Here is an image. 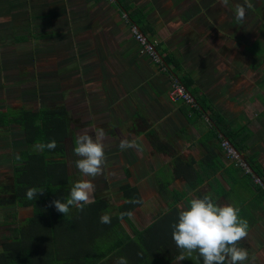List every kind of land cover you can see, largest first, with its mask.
Instances as JSON below:
<instances>
[{
	"label": "crops",
	"instance_id": "0c3cea01",
	"mask_svg": "<svg viewBox=\"0 0 264 264\" xmlns=\"http://www.w3.org/2000/svg\"><path fill=\"white\" fill-rule=\"evenodd\" d=\"M199 2L200 0H131L130 3L148 11L147 21L154 34L159 37L164 51L179 60L178 72L192 78L194 85L232 128H244L249 132L245 139L244 151L239 153L244 159L245 155L250 156L264 174V75L251 79V75L221 74L219 68L213 66L211 61L213 53L218 56L227 54L229 63L231 59H235L237 50L242 52L243 56L248 55L246 49L249 50L251 42L243 43L241 47H233L231 44L215 41L214 36L204 38L224 26V23H218L220 14L210 7L199 12ZM18 14L21 16L22 12ZM15 15L17 13L13 12L10 6L0 4V28L11 27L10 23L17 17ZM97 28H100L99 31L93 32L100 39L97 40L95 35H92L94 40H91L90 47L93 48V52L87 64L90 66V63L96 64L98 61L100 67L98 64L96 66L91 64L96 74H100L101 70L107 73L94 75L95 80L85 87L88 92H84V89L78 97L84 95L87 108L104 115L100 119H94L93 116L84 119L86 120L84 126L104 129L107 134L104 143H113L115 146L106 147L105 156H112L116 161L120 156H124L125 161L136 170L134 172L136 174L134 176L132 174L133 178H125L120 184L129 182L135 185L142 197L143 205L141 195L143 186L151 191L156 189L157 181L166 179L169 181L167 189H174L182 195L174 206L179 213L182 208L188 206L187 201L194 198L192 196L194 189L187 185L180 170L178 174H174L175 176L172 175L174 167L171 160L175 158L182 161L193 160L192 168H196L197 160L199 164L202 161L209 166L217 167L213 176L215 178L213 188L204 180L195 189L202 194L212 190L210 194L212 193L217 204H232L240 208V216L249 224L247 238L239 243V247L249 252V261L245 264H264V200L259 199V193L253 184L243 177L245 170L236 168L234 160L232 168L229 166L232 159L224 155L214 137L203 141L208 128L207 122L199 117L193 122L187 121L179 108L181 102L173 101L168 95L170 86L168 75L157 73L152 63L146 62L147 60L133 51L131 40L115 39L112 45L101 37L100 33L104 28L102 26ZM199 35L204 39L202 42H199ZM97 44L100 48L98 55L94 53ZM221 47L224 48L222 52ZM229 64L231 67L234 65L232 61ZM85 77L90 78L91 75ZM81 87L83 89V86ZM91 103L95 105L92 108ZM84 120L79 119L80 125ZM3 138H6L7 144L17 142L11 158L10 147L9 152L1 157L3 161H0V165L3 167L9 165L5 170V176H8L17 151L23 147V139L21 132L14 135L8 128L2 131L0 129V140ZM121 139L135 140L139 148L133 147L122 151L119 148ZM157 143L164 144V151H157L154 148ZM130 153L132 155H129ZM122 169L125 171L126 167L123 165ZM261 187L264 188V184ZM22 208L29 211V207L13 205L0 207V211H10L9 214L14 217L12 220L3 221L4 224L15 227L23 219L16 218V213ZM6 236L7 234L0 237V240ZM137 244L142 250L141 245ZM143 252L145 253L144 250ZM69 261L73 263L72 260Z\"/></svg>",
	"mask_w": 264,
	"mask_h": 264
},
{
	"label": "trees",
	"instance_id": "16d2710c",
	"mask_svg": "<svg viewBox=\"0 0 264 264\" xmlns=\"http://www.w3.org/2000/svg\"><path fill=\"white\" fill-rule=\"evenodd\" d=\"M130 2L131 0H112L110 5L118 14L124 12L127 16L125 22L134 24L146 40L151 41L155 32L146 19L148 11L131 5ZM25 38L24 35L15 37L16 40ZM154 48L163 60V63L157 64L158 68L170 79H176L194 99L192 107H187L183 102L179 104L181 113L188 122L195 121L197 117L207 122L208 128L203 141L214 137L219 144L221 139H227L234 149L243 152L249 132L244 128H232L226 122L194 85L192 78L178 72L179 60L172 54L163 52L160 42H156ZM68 124L69 116L64 105L43 109L19 106L0 110V128L16 125L23 139V147L17 151L11 163L9 179L0 182V207H29V213L15 228H10L7 236L0 241V264H61L69 259L74 264H115L121 256L127 258L128 264H172L180 250L172 239L171 226L178 222L179 213L174 206L182 195L174 189L168 190L169 181L166 179L157 181L156 186L157 194L165 206L142 229L137 228L128 215L121 217V213L131 212L141 203L138 188L128 182L117 186L120 202L115 205L99 195L94 197L95 203L87 205L83 211L72 208L69 215L64 217L54 206H49L53 200L64 201L77 182L68 173L65 161L63 141L68 133ZM53 139L57 142L54 150H37L38 144ZM154 148L157 151L165 149L164 144L160 143L155 144ZM244 160L251 172L242 168L245 170L243 177L253 184L259 193V199L263 201L264 188L261 186L264 184V174L250 156L245 155ZM171 164L174 167L172 175L175 176L180 170L187 185L194 189V198H202L212 191L202 194L195 188L204 180L213 188V176L217 167L202 161L199 164L197 160L196 168H192L193 160L182 161L179 158L172 159ZM125 172L127 175L126 169ZM30 187L44 188V194H38L35 200L30 201L25 196ZM105 213L111 217L109 224L100 223V217ZM122 221L129 227V232ZM131 235L139 238L145 253ZM194 256L190 259L193 264H203L202 259L196 258V253Z\"/></svg>",
	"mask_w": 264,
	"mask_h": 264
},
{
	"label": "rangeland",
	"instance_id": "374dc122",
	"mask_svg": "<svg viewBox=\"0 0 264 264\" xmlns=\"http://www.w3.org/2000/svg\"><path fill=\"white\" fill-rule=\"evenodd\" d=\"M250 2L253 7L247 9L242 22H238L234 14L236 5H244L245 0H229L227 5L222 4L221 0H200L199 2V12L210 7L218 15L220 14L218 23H224V26L204 38L214 36L215 41L228 43L233 47H241V44H250L251 42L249 50L246 49L248 55L243 56L242 52L237 50L235 59H231L234 63L232 67L229 64L231 61L228 63L227 54L218 56L213 53L211 61H213L214 67L219 68L221 74L251 75V79L258 75H264V0H250ZM0 4L1 6H10L11 10L17 13L16 19L10 23L11 27L2 26L0 28V110L19 106L41 109L51 105H64L69 116L68 136L63 141L67 171L76 181L86 179L87 177H83L75 167L74 162L79 158L73 153L75 137L84 128H88V126H84L86 122L84 119L91 118V116L94 119H100L104 115L89 110L85 105L84 95H80V97L78 95L83 93L87 84H92L91 82L95 80L94 75L107 73L101 70L100 74H96L92 65L98 64L100 67L98 61L96 64L90 63V66L87 64L93 52V48L90 47L91 40H94L92 35H95V39H100L93 30L99 31L100 28L97 27L102 26L104 28L100 33L102 39H106L112 45L115 39L131 40L133 51L147 60L146 62L152 63L157 73L163 72L158 68V63L151 60L144 52L139 51L140 46L133 39L128 24L120 14H117L108 0H5L0 1ZM18 9L22 12L21 16H18V13H21L17 12L20 11ZM19 35H24L25 40H16L15 37ZM203 40V37L199 35V42ZM151 41L159 42V37L154 34ZM96 47L94 53L98 55L100 48L98 44ZM223 49L221 47V52ZM163 52L165 51L163 50ZM85 75H91V77L88 79ZM169 81L168 95L172 91V80ZM84 92H88V90L85 89ZM173 101L182 102L179 99ZM94 106L93 103L90 104L91 108ZM79 119L84 120L82 125L78 122ZM91 122L93 123L94 120ZM5 128L12 130L14 135L20 134L16 125H7L0 129L2 131ZM6 141V138L0 140V161H3L1 157L9 152V147L12 150L10 158L16 149L14 147L16 141L11 144H7ZM104 144L105 148L114 146L113 143ZM220 148L224 151V155L235 161V157L227 154L221 146ZM105 157L102 175L93 179L94 197L104 196L111 205H115L120 202L117 192L118 184L125 181V178H133L132 174L134 176L136 170L125 161L124 156H120L117 161L112 156ZM123 165L126 167L127 175L122 169ZM7 166L9 165L6 164L4 167L0 165V182H4L1 181L3 179H8V176H5ZM236 166L243 168L238 161ZM100 188L104 189L100 190ZM141 192L144 204L140 203L138 207H134L131 211L132 215L129 217L139 229L145 228L147 223L151 222L158 211H162L165 206L156 189L148 191L147 187L143 186ZM9 212L0 211V237H4L9 233L10 228H15L17 225L11 227V225L4 224L3 221L14 218ZM28 213V210L22 208L16 213V218L19 220ZM121 223L129 232V227L123 221ZM131 236L137 241L136 243L141 245L142 251L146 252L139 238L136 235ZM194 255L195 253L192 257L180 261L179 264H193L190 259L195 257ZM61 264L74 263L65 260ZM172 264H177L176 259L172 261Z\"/></svg>",
	"mask_w": 264,
	"mask_h": 264
},
{
	"label": "clouds",
	"instance_id": "9594fccd",
	"mask_svg": "<svg viewBox=\"0 0 264 264\" xmlns=\"http://www.w3.org/2000/svg\"><path fill=\"white\" fill-rule=\"evenodd\" d=\"M229 0H221L227 5ZM253 4L245 0L244 5H236L235 19L242 22L247 9ZM107 134L102 128H84L77 133L74 141L73 153L79 157L74 163L83 177L73 184L69 196L61 201L56 199L50 202L55 210L63 217L69 215L72 208L83 211L84 208L95 203V184L93 179L102 175L105 164V139ZM57 142L53 139L47 143H40L37 150H54ZM139 148L135 140L121 139L120 150ZM19 159V157H17ZM45 189L30 187L25 196L28 200H35L37 195H43ZM139 203V201H131ZM187 207L182 208L178 214V222L172 227V239L180 250L176 256L177 264L197 254V259H202L203 264H245L249 261L247 249L239 247L241 240L248 236V221L240 216V208L232 204L219 205L212 195L206 194L202 198H191ZM132 213H121V217ZM111 217L105 213L100 217V223L109 224ZM115 264H128L126 257H118Z\"/></svg>",
	"mask_w": 264,
	"mask_h": 264
},
{
	"label": "built area",
	"instance_id": "2783aa9c",
	"mask_svg": "<svg viewBox=\"0 0 264 264\" xmlns=\"http://www.w3.org/2000/svg\"><path fill=\"white\" fill-rule=\"evenodd\" d=\"M108 1L111 2L112 0H108ZM120 16L124 19V21L127 20V16L124 12H121ZM128 26H129L130 33H131L133 39L140 46L139 51L144 52L145 54H147L151 58V60L160 64L161 61H160L159 57L157 56V54L155 52V48H154V44L156 42L147 41L145 36L138 30V28L134 24H128ZM171 80H172V82H171L172 91L169 95L170 98L172 100L179 99L183 103H185L188 107H192L194 105V102L192 101L188 92L185 91V89L176 81V79H171ZM219 144L227 152V154H229L231 157H235V161H234L235 164L238 161L240 163V166H243L244 169L246 168L244 163L240 159L237 158L236 154L233 152V150L230 147L227 140L221 139ZM245 170L247 171V169H245ZM255 181L259 182L258 178H255Z\"/></svg>",
	"mask_w": 264,
	"mask_h": 264
},
{
	"label": "water",
	"instance_id": "95a60500",
	"mask_svg": "<svg viewBox=\"0 0 264 264\" xmlns=\"http://www.w3.org/2000/svg\"><path fill=\"white\" fill-rule=\"evenodd\" d=\"M138 30H139V29H138ZM155 52H156L157 56L159 57L160 61L163 63L162 56H161L156 50H155ZM188 94H189V93H188ZM189 95H190V94H189ZM190 97H191L192 101L194 102L193 97H192L191 95H190ZM205 118H206V117H205ZM225 140H227V139H225ZM227 142H228V141H227ZM228 143H229V142H228ZM229 145H230V147L232 148L233 152L236 154L237 158L240 159V160L244 163V165H245L247 171H250V172H251V168H250L249 165L245 162V160H244V158H243V155L240 154L236 149H234L230 143H229ZM252 175L254 176V173H253V172H252ZM258 180H259V179H258Z\"/></svg>",
	"mask_w": 264,
	"mask_h": 264
}]
</instances>
